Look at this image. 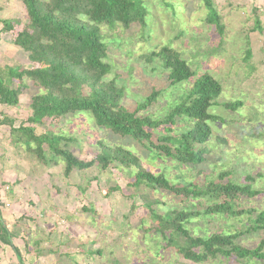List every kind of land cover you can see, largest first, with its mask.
Returning <instances> with one entry per match:
<instances>
[{
    "label": "rangeland",
    "instance_id": "obj_1",
    "mask_svg": "<svg viewBox=\"0 0 264 264\" xmlns=\"http://www.w3.org/2000/svg\"><path fill=\"white\" fill-rule=\"evenodd\" d=\"M144 1L149 12L145 31L139 26L128 31L102 29L109 48L108 60L113 66L106 82L115 80L119 88H124L123 105L130 109L152 89L162 90L163 95L149 111L154 117H161L191 84L168 87L161 70L144 69L141 57L157 47L169 45L194 72L209 73L221 83L222 94L210 113L224 120V123L212 124L211 153L205 164L195 169L177 170L171 162L161 165L153 161L141 149L137 155H142L144 169L154 174L164 169L172 183L194 182L200 186L217 179L223 172H231L229 179L235 183H244L248 174L255 176L254 189L263 192L264 0H213L225 26L223 37L204 22L207 10L202 0ZM2 6L6 10L0 13V30L3 28L1 20L20 23L13 32L1 36L0 66L31 70L35 66L26 54L11 44L12 36L19 33L26 22L25 9L20 0H9ZM256 18L261 23L262 33L255 30ZM248 46L253 54L249 61L246 60ZM253 66L255 72H251ZM34 93V88L27 91L17 108L0 109L16 121V127L29 118L28 104ZM230 102H241L243 107L235 113L229 112L222 104ZM49 130L70 140L68 149L84 162L92 161L99 152L98 140L110 145H126L122 139L102 135L87 117L47 119L44 127L36 129L37 134ZM217 136L227 139L228 144L216 140ZM9 139V129L0 128L1 215L13 233L12 241L22 255V264H195L174 251H166L162 238L147 231L152 218L146 199L160 198L162 202L155 208L165 210L181 208L178 198L164 193L166 198L162 199L161 193L150 189H134L131 186L133 172L115 167L106 172L94 167L65 177L63 163L56 160L54 164L48 151L45 156L49 163L42 164L24 147L14 148ZM258 173L262 177H258ZM240 206L238 210L264 211V194L244 200ZM254 219L248 214L230 218L201 217L189 228L193 234L202 236L223 231L245 232ZM263 239L264 231H259L238 241L252 248ZM0 264H20L14 250L2 242ZM202 264L264 263L218 258Z\"/></svg>",
    "mask_w": 264,
    "mask_h": 264
},
{
    "label": "trees",
    "instance_id": "obj_2",
    "mask_svg": "<svg viewBox=\"0 0 264 264\" xmlns=\"http://www.w3.org/2000/svg\"><path fill=\"white\" fill-rule=\"evenodd\" d=\"M164 1V0H160ZM26 12L23 29L12 36L11 44L26 54L35 67L0 66V109L17 108L21 98L31 88L29 118L15 126V120L0 110V128L9 129L12 146L25 151L42 164L49 163L46 151L64 165V175L74 171L85 172L97 167L102 172L111 167L133 172L131 186L134 189H150L178 198L181 208L159 210V198L146 200L152 218L147 230L161 237L166 251L195 264L218 258L238 262L264 263V239L256 247L248 248L239 243L245 235L264 231V211L240 209L244 200L254 199L264 191L254 189L255 176L246 175L244 183L231 181L232 173H220L217 179L200 186L199 183H172L165 170L154 174L144 169L138 156L142 149L153 161L170 163L174 169H195L205 164L210 155L209 142L213 137L212 124L224 120L210 113L217 105L223 88L209 73L198 74L169 45L153 49L141 57L144 69L161 70L167 86L190 83L189 90L170 106L161 117L149 111L163 95L162 90L152 89L150 94L130 109L123 105L124 88L115 80L106 82L113 66L108 60L109 48L102 29L128 31L139 26L147 28L148 8L144 0H20ZM207 16L204 22L215 28L223 37L225 26L213 0H202ZM172 8V7H170ZM253 12L256 10L253 8ZM255 30L262 33L261 23L255 19ZM0 40L3 33L13 32L20 21L1 20ZM254 30V29H253ZM252 48L246 50V60L253 56ZM255 72V67L251 68ZM223 108L235 113L243 107L241 102L223 103ZM71 116V117H69ZM90 118L99 132L111 139L119 138L126 145H110L97 141L99 152L90 162L78 159L68 149L70 141L54 131L37 134L36 129L45 126L46 120L61 121L74 117ZM256 118V114H254ZM264 135V134H263ZM259 137V136H258ZM227 143L224 137H216ZM258 177H262L258 173ZM256 176V177H257ZM189 204V205H188ZM0 242L10 246L22 264V255L14 247L13 233L6 227L1 215ZM85 210V209H84ZM90 211V210H85ZM254 216L245 232H213L207 236L195 235L189 228L201 217ZM201 232V231H200ZM91 254V252H88ZM99 254V252H98Z\"/></svg>",
    "mask_w": 264,
    "mask_h": 264
},
{
    "label": "crops",
    "instance_id": "obj_3",
    "mask_svg": "<svg viewBox=\"0 0 264 264\" xmlns=\"http://www.w3.org/2000/svg\"><path fill=\"white\" fill-rule=\"evenodd\" d=\"M9 0H4L0 2V13H2L4 10H6L5 8H3L4 6H2L3 4L7 5Z\"/></svg>",
    "mask_w": 264,
    "mask_h": 264
}]
</instances>
